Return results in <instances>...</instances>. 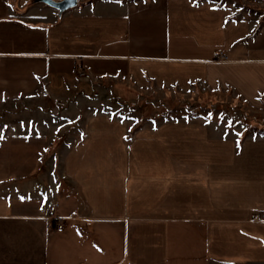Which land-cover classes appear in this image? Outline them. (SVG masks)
Wrapping results in <instances>:
<instances>
[{"label": "crops", "instance_id": "crops-1", "mask_svg": "<svg viewBox=\"0 0 264 264\" xmlns=\"http://www.w3.org/2000/svg\"><path fill=\"white\" fill-rule=\"evenodd\" d=\"M255 1L77 0L59 13L0 0V102L43 84L51 94L79 71L139 89L189 91L205 79L210 91L264 102ZM104 111L63 118L49 137L0 128V264H264V222L254 221L264 213L263 133L229 116L135 127L142 116Z\"/></svg>", "mask_w": 264, "mask_h": 264}, {"label": "rangeland", "instance_id": "rangeland-1", "mask_svg": "<svg viewBox=\"0 0 264 264\" xmlns=\"http://www.w3.org/2000/svg\"><path fill=\"white\" fill-rule=\"evenodd\" d=\"M249 6L258 4L255 0H246ZM240 2V0H234ZM78 3V2H77ZM251 4V5H250ZM259 8V7H258ZM223 54L216 57V61L223 62ZM205 80V79H204ZM199 80L191 86L189 91L177 89L151 88L139 89L127 87L123 83H115L109 80H95L79 71L74 80L69 81L70 85L64 82L56 89H49L44 84L38 94L25 98L6 99L0 102V128L4 127V133L18 132L19 134H32L35 131L48 134L53 132V125H62V119L73 117L78 113H91L94 109L112 113L116 116H142L144 120L138 122L135 127L143 126L146 118L154 124L164 119L184 116L187 114H210L214 117L229 116L230 123H239L248 131H258L264 135V102L250 103L234 98L227 91H210L207 82V89L202 91L200 87L195 88ZM207 81V80H206ZM113 84L116 87L113 86ZM114 87V88H113ZM78 99V106L67 111L69 103ZM92 99V100H91ZM109 103L108 107L100 104ZM66 111V112H64ZM35 120V123L29 120ZM53 121L56 122L53 124ZM236 125V124H234ZM49 137V136H48ZM50 144L48 155L44 156L43 167L52 158V154L60 148L64 136H56ZM50 143V140L48 141ZM46 144L45 140L42 145ZM49 145V144H48ZM59 156H57L58 158ZM59 160L57 159L56 162Z\"/></svg>", "mask_w": 264, "mask_h": 264}, {"label": "water", "instance_id": "water-1", "mask_svg": "<svg viewBox=\"0 0 264 264\" xmlns=\"http://www.w3.org/2000/svg\"><path fill=\"white\" fill-rule=\"evenodd\" d=\"M37 2H42L51 8L57 10L59 13H63L77 5V0H36Z\"/></svg>", "mask_w": 264, "mask_h": 264}, {"label": "built area", "instance_id": "built-area-1", "mask_svg": "<svg viewBox=\"0 0 264 264\" xmlns=\"http://www.w3.org/2000/svg\"><path fill=\"white\" fill-rule=\"evenodd\" d=\"M222 58H225V60H226V57L225 56L222 57ZM198 87H200L202 89V91L205 92V90L207 89V81L206 80L200 81L198 83V85L195 86V88H198ZM56 207H57L56 205H50L48 207V211L50 213H53L56 210ZM48 219L50 221H52V220H59V221H56V224H55L56 228L61 229L63 227L62 219H60V218L59 219H56L52 215ZM254 221H256V222H264V213L260 214L259 216L254 217Z\"/></svg>", "mask_w": 264, "mask_h": 264}, {"label": "bare ground", "instance_id": "bare-ground-1", "mask_svg": "<svg viewBox=\"0 0 264 264\" xmlns=\"http://www.w3.org/2000/svg\"><path fill=\"white\" fill-rule=\"evenodd\" d=\"M107 128V127H106ZM108 134V133H107ZM118 134V133H117ZM110 136H108V138H109ZM114 137V136H113ZM120 137V136H119ZM105 146V145H104ZM106 147V146H105ZM117 147V146H116ZM107 148V147H106ZM120 148V147H119ZM86 152V151H85ZM85 157V156H84ZM109 158V157H108ZM105 159V158H104ZM101 160V159H100ZM106 160V159H105ZM121 160V159H120ZM109 161V160H108ZM104 165L106 166L107 164H105L104 163ZM110 166V165H109ZM100 167V166H99ZM107 167V166H106ZM101 168V167H100ZM108 168V167H107ZM102 169V168H101ZM104 169V168H103ZM90 170H91V168H90ZM91 172H92V170H91ZM90 177H91V174H90ZM114 177V176H113ZM83 179V178H82ZM89 180V179H88ZM96 197V196H95ZM94 197V198H95Z\"/></svg>", "mask_w": 264, "mask_h": 264}, {"label": "trees", "instance_id": "trees-1", "mask_svg": "<svg viewBox=\"0 0 264 264\" xmlns=\"http://www.w3.org/2000/svg\"><path fill=\"white\" fill-rule=\"evenodd\" d=\"M36 1V0H35Z\"/></svg>", "mask_w": 264, "mask_h": 264}]
</instances>
